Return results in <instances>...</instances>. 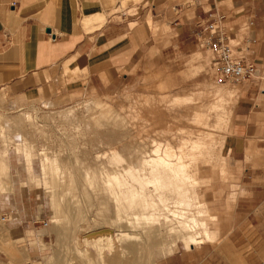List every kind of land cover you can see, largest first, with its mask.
I'll return each mask as SVG.
<instances>
[{
  "label": "rangeland",
  "instance_id": "rangeland-1",
  "mask_svg": "<svg viewBox=\"0 0 264 264\" xmlns=\"http://www.w3.org/2000/svg\"><path fill=\"white\" fill-rule=\"evenodd\" d=\"M215 59L197 40L170 46L165 57H145L109 93L68 86L82 74L68 69L43 88L45 95L24 98L16 90L11 99L4 96L0 112L21 113L26 126L0 127V211H6L0 213V264H86L89 258L94 264H160L185 247L221 263L236 253L232 264H248L245 255L253 249H236L230 241L244 172L225 151L237 92L248 81L223 78ZM95 98L116 106L124 125L94 128L85 105ZM155 148L189 166L181 184L191 206L176 205L180 197L148 184L138 153ZM42 152L56 158L57 174L44 168ZM174 210L198 216L195 229L204 243L187 245L190 231L170 229L186 220H175ZM21 211L32 215L22 218Z\"/></svg>",
  "mask_w": 264,
  "mask_h": 264
},
{
  "label": "crops",
  "instance_id": "crops-1",
  "mask_svg": "<svg viewBox=\"0 0 264 264\" xmlns=\"http://www.w3.org/2000/svg\"><path fill=\"white\" fill-rule=\"evenodd\" d=\"M210 13L225 16L235 58L258 70L238 89L225 151L244 172L230 241L253 249L248 264H264V0H0V96L45 95L68 69L82 73L68 86L112 92L145 57L200 41ZM230 255L217 263L215 255L210 261L206 251L185 247L160 264H232L237 254Z\"/></svg>",
  "mask_w": 264,
  "mask_h": 264
},
{
  "label": "bare ground",
  "instance_id": "bare-ground-1",
  "mask_svg": "<svg viewBox=\"0 0 264 264\" xmlns=\"http://www.w3.org/2000/svg\"><path fill=\"white\" fill-rule=\"evenodd\" d=\"M4 95H1L0 96V103L1 102H3L4 103ZM57 103V102H56ZM55 103V104H56ZM52 105H53V103H52ZM12 108H15V104L13 103L12 105ZM86 108H87V112H88V118L94 123V124H92L93 125V127L94 128H96V126H97V129H99L98 128V126H100L101 128H103L102 126H104V125H109L110 123H114L113 125H116V126H119V127H121L122 125H124V120H125V118L123 117V115H121V113H120V110L116 107V106H114V105H112V104H110L109 102H106V101H102V100H99V98L98 99H91L86 105ZM198 117H201V115L200 116H198ZM202 118V117H201ZM204 119V118H203ZM89 120V121H90ZM199 120V119H198ZM116 122V124H115V122ZM117 123H119V124H122V125H119V124H117ZM112 124H110V127L111 126H113ZM26 126V119H25V117L24 116H22V114L21 113H19V114H14V115H8V114H5V113H2V112H0V127H3V128H6V130H14V129H18V128H24ZM109 127V126H108ZM108 127H107V129H108ZM117 128V127H116ZM104 129H106V128H104ZM110 129V128H109ZM201 130V129H200ZM202 131V130H201ZM17 132V131H16ZM105 132V131H104ZM198 133V132H197ZM208 134V133H207ZM208 136V135H207ZM211 138V137H210ZM201 141V140H200ZM204 142V141H203ZM207 143V142H206ZM185 144H187V143H185ZM204 144V143H203ZM208 144V143H207ZM153 145H154V143H153ZM199 145H201V144H199ZM158 148L160 147V146H157ZM197 147V146H196ZM142 149V148H141ZM160 149V148H159ZM149 152H150V154H149ZM139 155H138V160L141 162V164H142V166H143V168H142V173H146L147 175H145L144 177H148V180H147V182H148V184L149 183H152V184H154V186H155V189H157L158 190V192H159V190H160V192L163 190V191H168V193L169 192H172L173 194H171V195H176L177 197L175 198V199H177V198H179L180 197V200H175L174 198V200H175V204L176 205H183V206H186V207H188V206H191V203H190V196H186V192H185V189H183L184 187H183V185L181 184V182H182V180H184V179H182L181 180V175H182V172H183V168L185 167L186 168V166H188V165H185V163L183 164V162L181 163L180 161L178 162V163H176L175 161H177V160H175V161H173V160H171L170 158H169V155H160V153L158 154V151L156 150V148L155 149H153L152 151L150 150V151H144L143 153H141V151H139V153H138ZM42 155H43V166H44V168L46 167V168H50V170L54 173V174H57L56 172H57V168L55 167V164H56V162H57V160H56V158H54V157H51V156H49L46 152L43 154V152H42ZM182 157V156H181ZM188 157V156H187ZM186 157V158H187ZM178 158V157H177ZM176 158V159H177ZM190 158H192V157H190ZM194 158V157H193ZM182 159V158H181ZM187 161V160H186ZM118 166V165H117ZM189 167V166H188ZM146 170L148 171V173L146 172ZM186 170H188L187 168H186ZM185 170V171H186ZM195 170V169H194ZM136 173H138V172H136ZM184 174V173H183ZM187 174V175H186ZM189 173L187 172V173H185L184 175H186V177L188 176V178H189V175H191V174H189ZM193 174V173H192ZM109 175V174H108ZM57 176V175H56ZM137 176V175H136ZM134 177V176H133ZM146 177V178H147ZM193 176H191V178H192ZM195 177H196V175H195ZM138 178H139V176H138ZM106 179V178H105ZM181 180V181H180ZM189 180V179H188ZM185 181V180H184ZM193 181V180H192ZM138 182H139V180H138ZM186 182V181H185ZM194 182V181H193ZM192 182V183H193ZM109 183V182H108ZM142 183V182H141ZM145 183V182H144ZM184 183V182H183ZM143 184V183H142ZM116 185V184H115ZM146 185V184H145ZM151 185V184H150ZM187 185V184H186ZM189 185V184H188ZM193 185H194V183H193ZM153 186V187H154ZM191 186H192V184H191ZM111 188V187H110ZM140 190V189H139ZM164 193V192H163ZM143 195V194H142ZM163 195V194H162ZM139 196H140V193H139ZM165 196V195H164ZM163 196V197H164ZM168 196V195H167ZM172 196V197H173ZM181 197H186L187 198V202H186V200L184 199V198H182L181 199ZM134 198V197H133ZM123 199V198H122ZM168 199H170V198H168ZM125 200V199H124ZM165 202V200L163 199L162 200V202ZM154 204V203H153ZM167 205H168V203H166ZM174 204V203H173ZM133 205H134V203H133ZM159 205V204H158ZM176 205L174 206V207H176ZM147 206V205H146ZM156 206V205H155ZM170 206V205H169ZM61 207V206H60ZM60 207H59V203L58 202H56L55 204H54V210L57 212L56 214H57V216H56V218L58 217V215L61 213V209H60ZM168 208V207H167ZM166 208V209H167ZM144 209H145V207H144ZM147 209V208H146ZM184 209V208H183ZM64 211V210H63ZM140 211V210H139ZM197 211V210H196ZM140 214V213H139ZM149 214V213H148ZM186 213H185V211H183L182 210V212L181 211H176V210H174V211H171V215L172 216H177V217H185L186 218V220L185 219H183V220H179V221H177L178 222V224H170V229L171 230H176V231H190L188 234H187V239L185 240L186 241V243H187V245H196V244H200V243H204V242H202L200 239H201V236H200V234L196 231V219H197V217H196V219L195 218H193V217H189V216H187V215H185ZM150 215V214H149ZM155 215V214H154ZM196 216V215H195ZM146 217V216H145ZM152 217V216H151ZM155 217H156V215H155ZM174 217H172V218H174ZM60 217H58L57 219H59ZM155 220H156V218H154ZM166 219V218H165ZM175 220H177L176 219V217L174 218ZM56 220V219H55ZM168 220V219H167ZM171 220V219H170ZM3 221H5V219H3ZM141 221V220H140ZM142 221H144V220H142ZM53 222H54V220H53ZM146 222V221H145ZM203 222V221H202ZM168 223V222H167ZM198 223V222H197ZM203 223H205V222H203ZM147 224V223H146ZM200 224H201V222H200ZM199 225V224H198ZM205 225V224H204ZM203 225V226H204ZM160 226V225H159ZM200 226V225H199ZM199 226H197L198 228H199ZM203 226H202V224H201V227L203 228ZM14 233H16V232H13V235H14ZM170 233V232H169ZM180 233V232H179ZM69 235V234H68ZM183 235V234H182ZM203 235V234H202ZM73 236V235H72ZM125 238H129L128 237V234L126 233V235L124 236ZM10 239V238H9ZM8 239V240H9ZM106 253V252H105ZM116 260V259H115ZM86 264H94V262L92 261V259H88V261H87V263Z\"/></svg>",
  "mask_w": 264,
  "mask_h": 264
},
{
  "label": "built area",
  "instance_id": "built-area-1",
  "mask_svg": "<svg viewBox=\"0 0 264 264\" xmlns=\"http://www.w3.org/2000/svg\"><path fill=\"white\" fill-rule=\"evenodd\" d=\"M210 18L207 24L200 25L201 30L197 34L199 39L215 54V63L220 75L235 82L254 79L258 75L257 67L235 58L229 35L222 23L225 16L210 13Z\"/></svg>",
  "mask_w": 264,
  "mask_h": 264
}]
</instances>
